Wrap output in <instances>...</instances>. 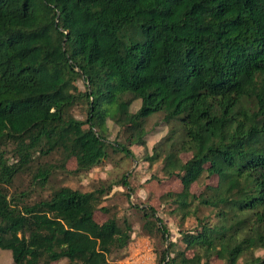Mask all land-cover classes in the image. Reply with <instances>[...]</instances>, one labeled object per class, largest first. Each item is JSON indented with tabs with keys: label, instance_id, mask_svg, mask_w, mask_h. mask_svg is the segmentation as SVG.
I'll use <instances>...</instances> for the list:
<instances>
[{
	"label": "trees",
	"instance_id": "obj_1",
	"mask_svg": "<svg viewBox=\"0 0 264 264\" xmlns=\"http://www.w3.org/2000/svg\"><path fill=\"white\" fill-rule=\"evenodd\" d=\"M157 114L168 132L147 158L183 186L162 198L179 241L158 208L134 206L158 264H264V0H0V248L14 264L125 256L134 223L104 200L134 191L128 176L82 191L55 175L116 150L109 120L146 145ZM35 188L49 195L33 200Z\"/></svg>",
	"mask_w": 264,
	"mask_h": 264
},
{
	"label": "rangeland",
	"instance_id": "obj_2",
	"mask_svg": "<svg viewBox=\"0 0 264 264\" xmlns=\"http://www.w3.org/2000/svg\"><path fill=\"white\" fill-rule=\"evenodd\" d=\"M81 89L84 88V83L80 82ZM139 105L134 106V110H138ZM78 117H82L78 115ZM161 116L159 114L152 116L147 120V134L144 139L146 145L136 144L128 139V133L125 129L117 124L108 121V139L116 146V150L110 149V155L99 166L94 167L90 172L84 175H69L70 173L57 171L55 175L54 185H68L73 188L81 189L82 191H90L94 188L102 187L105 183L115 182L120 180L124 174L128 176L131 187L134 191L123 187V185L115 186L113 190L105 196L104 204L116 212L120 218L128 217L134 223V232L132 241L129 244L125 256L116 261L117 264H158V258L155 251V241L153 238L143 234L140 230V215L135 210V205H144L150 203L159 210V215L162 216L168 223L171 229V238L174 241H179L180 228L178 220L166 213V204L162 198L168 192L179 193L183 186L177 177H165L161 171V162H151L147 157L153 154V147L167 134L168 126L164 123L160 124ZM122 145L129 148L132 156H127V153L122 150ZM184 161L191 157V153H183L181 155ZM16 159L11 155V162ZM76 160L72 159L68 162V169L76 168ZM158 176V178H153ZM30 174H23L16 179L17 190L30 187ZM207 182L217 184V178ZM11 188L12 191L15 190ZM32 199H40V197L48 196L49 191L42 192L40 188H35ZM192 192L200 193L205 190V185L202 183H194L191 188ZM128 193H131L130 195ZM96 219L103 222L107 216L98 211ZM186 229H192L196 223L194 219L188 220ZM258 255L264 256V248H260ZM192 256V252H188ZM0 264H14L10 250L0 248ZM55 264V263H54ZM61 264H64L63 262ZM212 264H224L217 257L212 258Z\"/></svg>",
	"mask_w": 264,
	"mask_h": 264
}]
</instances>
